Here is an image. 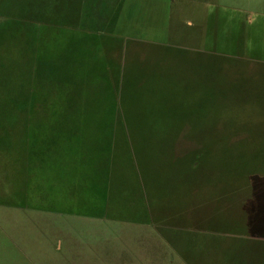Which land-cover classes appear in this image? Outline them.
Wrapping results in <instances>:
<instances>
[{
	"label": "rangeland",
	"instance_id": "rangeland-1",
	"mask_svg": "<svg viewBox=\"0 0 264 264\" xmlns=\"http://www.w3.org/2000/svg\"><path fill=\"white\" fill-rule=\"evenodd\" d=\"M149 1L0 0V264H245V211L264 228V186L222 193L237 179L229 139L264 136V68L236 58L264 52V6L215 0L232 7V37L246 47L205 52L195 93L175 76L154 77V91L137 84L170 141L148 177L122 89L131 49L141 47V81L160 62L135 42L164 37ZM173 208L185 212L157 215Z\"/></svg>",
	"mask_w": 264,
	"mask_h": 264
},
{
	"label": "crops",
	"instance_id": "crops-1",
	"mask_svg": "<svg viewBox=\"0 0 264 264\" xmlns=\"http://www.w3.org/2000/svg\"><path fill=\"white\" fill-rule=\"evenodd\" d=\"M211 1L212 2H210V0H184L182 5H176L177 7L172 9V2L170 0H150L149 7L153 10L154 14L152 13V17L149 19V25L154 27V24L161 21L164 22V24L161 25L164 37L151 38V40L147 42L135 40L138 44L148 43L151 53L154 54L152 59H158L160 61L157 64L151 62L148 65V75L153 78L162 76L165 83L167 81L173 82L172 79L173 76H175V80L177 79L176 82L181 83L179 86H181L183 92L189 93V96L190 93H195L197 90L201 67L204 65L202 55L205 52H212L218 55H229L225 49H230L233 45L237 46V51L245 49L246 47V40L244 41L232 37V33H234L232 30L233 26L230 27L229 25L231 21V12L233 11H231L232 7L215 2V0ZM160 2H162V4ZM260 3L264 6V0H260ZM43 4L46 6H58L59 0H50V4ZM161 5L162 7H160ZM164 7H170V9H164ZM160 8L164 10L163 19L156 14V10ZM55 10L56 9L52 8V11ZM204 45L207 47L210 46V48H204ZM140 49L141 47L131 49L134 57H136V63V55H139ZM175 54L177 56H173ZM236 58L250 61V65L253 68L256 66L258 69L264 68L263 51L243 57L236 55ZM261 102L264 105V87L261 93ZM158 134L164 139L168 137L166 136V134H168L166 132ZM176 137L178 138V136ZM229 140L233 141L236 150L233 156L228 152L226 154V160L228 164L231 163L232 160L235 161V178L237 179H235L234 190H232V183L229 176L223 181L224 192L222 194L227 196V198L231 197L232 192L237 194L243 189V186L246 192L264 186V136L254 135L250 138L235 136L233 139ZM249 146H254V148L248 151ZM241 184L243 185L241 186ZM250 200L254 203L252 198ZM248 201V199L245 200L246 205H249ZM183 210V208H173L166 213H157V215L169 214V216L164 219L172 218L184 213L185 211ZM255 210L253 212L251 211V213L247 207L245 211V228L241 234L245 241V264H257V262H260L258 264H264V258H260L262 254L264 256V228H262L263 225L259 228L253 227L252 219H256V215L252 218L251 216L256 213ZM193 247L184 245L183 248L187 252L191 250L192 253H194ZM226 253H231V251ZM225 258L228 259L227 256H225ZM163 264L166 263L164 262Z\"/></svg>",
	"mask_w": 264,
	"mask_h": 264
},
{
	"label": "trees",
	"instance_id": "trees-1",
	"mask_svg": "<svg viewBox=\"0 0 264 264\" xmlns=\"http://www.w3.org/2000/svg\"><path fill=\"white\" fill-rule=\"evenodd\" d=\"M137 63L132 64L129 68L126 76L127 83L123 88L122 92L125 94L126 87L127 93L123 97L122 106L124 103V107L127 106V114H125L127 120L125 123L126 130L128 131L132 140H134L135 149L138 148L139 153L141 155L142 163L140 161L141 171H143L146 176L150 177L152 172V160L155 159L156 165H164L167 159V150L166 146L170 143L167 139L158 137V133L164 132L163 130L166 128V125L163 129V123L161 122L164 117H160L158 119H154V109L152 108V104L144 103L142 107L139 105V99L136 98L137 92L135 91L138 87V83H142V85L146 86L149 90H153L152 83L153 77L148 75V72L143 74L142 81L140 75L137 76ZM139 70V69H138ZM146 71V65H144L143 72ZM124 84V80H123ZM135 89V90H134ZM154 91V90H153ZM152 93V91H151ZM118 112L120 113V108L118 107ZM121 114V113H120ZM158 120V123H157ZM157 134V139L154 138L155 131ZM155 166V165H154ZM157 169V167H155ZM162 169L161 167H159ZM172 170V169H171ZM254 215L251 216V218ZM251 220V219H250ZM255 220V219H254ZM253 221V219H252Z\"/></svg>",
	"mask_w": 264,
	"mask_h": 264
}]
</instances>
